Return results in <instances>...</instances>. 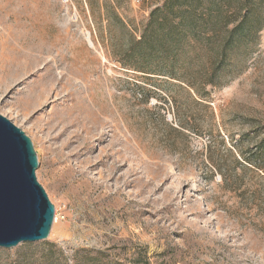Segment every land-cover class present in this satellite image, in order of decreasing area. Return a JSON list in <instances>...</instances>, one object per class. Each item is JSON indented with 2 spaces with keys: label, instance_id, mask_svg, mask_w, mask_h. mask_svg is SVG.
<instances>
[{
  "label": "rangeland",
  "instance_id": "obj_1",
  "mask_svg": "<svg viewBox=\"0 0 264 264\" xmlns=\"http://www.w3.org/2000/svg\"><path fill=\"white\" fill-rule=\"evenodd\" d=\"M162 2L0 0V114L54 206L0 264H264V29L196 103L110 54L109 16L138 36Z\"/></svg>",
  "mask_w": 264,
  "mask_h": 264
},
{
  "label": "trees",
  "instance_id": "obj_2",
  "mask_svg": "<svg viewBox=\"0 0 264 264\" xmlns=\"http://www.w3.org/2000/svg\"><path fill=\"white\" fill-rule=\"evenodd\" d=\"M109 22L117 33L109 31L110 54L121 68L172 80L199 103L253 53L264 29V0H163L138 36L116 15ZM252 155L264 161V134Z\"/></svg>",
  "mask_w": 264,
  "mask_h": 264
},
{
  "label": "water",
  "instance_id": "obj_3",
  "mask_svg": "<svg viewBox=\"0 0 264 264\" xmlns=\"http://www.w3.org/2000/svg\"><path fill=\"white\" fill-rule=\"evenodd\" d=\"M31 140L0 114V247L45 240L54 206L37 182Z\"/></svg>",
  "mask_w": 264,
  "mask_h": 264
}]
</instances>
